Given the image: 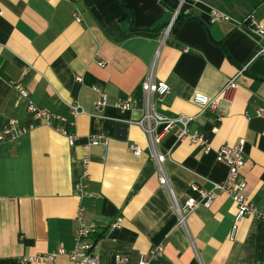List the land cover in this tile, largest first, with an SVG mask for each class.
<instances>
[{
  "label": "crops",
  "instance_id": "obj_1",
  "mask_svg": "<svg viewBox=\"0 0 264 264\" xmlns=\"http://www.w3.org/2000/svg\"><path fill=\"white\" fill-rule=\"evenodd\" d=\"M177 5L178 0H0V132L13 118L34 124L0 140V264H71L67 253L75 247L80 207L83 220L96 224L90 238L100 264H139L141 255L148 257L146 264H264V221L252 214L235 221L236 205L223 192L178 223L136 124L145 107L141 82L153 65L154 79L169 86L168 93L151 96L155 111L191 117L189 133L204 134L211 147L204 152L189 139L176 142V128L157 146L176 203L197 196L192 184L211 190L223 181L228 168L215 150L243 139V194L264 209V115L255 114L264 107V37L247 25L252 16L264 26V0H187L189 15L174 20L164 38ZM211 9L229 20L209 22ZM75 10L81 22L74 21ZM243 67L232 103L210 111L193 102L195 92L213 96ZM94 86L106 94L100 111L93 105ZM28 99L73 120L75 143L53 128L56 121L52 126L31 117ZM75 101L84 112L73 117L68 106ZM121 101L131 108L115 105ZM95 136L100 142L89 144ZM129 144L141 154L135 156ZM85 157L89 173L82 196L74 184ZM157 246L161 251L149 258ZM61 248L65 253L54 262H21Z\"/></svg>",
  "mask_w": 264,
  "mask_h": 264
},
{
  "label": "built area",
  "instance_id": "obj_2",
  "mask_svg": "<svg viewBox=\"0 0 264 264\" xmlns=\"http://www.w3.org/2000/svg\"><path fill=\"white\" fill-rule=\"evenodd\" d=\"M187 0H178V5L175 8L170 21L164 27V38L168 32L169 26L174 20L179 19L181 16L189 15V9L184 7ZM73 19L75 22H81V13L79 10L73 12ZM218 20H229V18L215 10L211 9L209 13V22H214ZM247 25L252 28V30L259 36L264 37V26L259 23L252 16L248 17ZM259 52H264V45L260 46ZM100 66L105 64L104 61L98 62ZM245 71V67L238 70V72L228 78L222 87L213 96H208L206 94L195 92L192 96V100L195 104L201 106L202 108L209 109L210 111H216L218 109L219 103H232L236 91H237V76ZM81 80V77H77ZM15 88H17L20 93L28 98V92L20 86L18 82H12ZM94 90L97 92V99L94 101V109L100 111L106 105V94L99 87L94 86ZM141 89L144 95V113L140 120L136 122L141 128L149 147L150 157L155 161L157 171H158V182L164 187L173 200L174 210L177 214V220L179 224L185 222L186 215L191 212L194 208L199 205L205 207H210L213 199L217 192H223L227 194L232 201L235 203L237 208V213L235 216V221L245 214L257 215L264 221V209L257 210L243 194V189L245 187V182L241 177L240 170L244 165V140H238L237 144L233 146H221L215 150V158L217 161L224 163L228 172L225 179L219 183H215L211 190H203L197 185L192 184L190 190L197 193V196H189L183 205L176 203L173 195L172 188L168 182L166 173L163 169V161L165 155L161 154L157 146L161 140L174 128L176 131V142H181L183 140L189 139L192 143H196L201 146L204 152H209L211 150L210 144L204 134L199 132L189 133L187 128V123L191 119L186 115H181L177 118H168L164 115L159 114L155 111L153 103L151 102V96L153 94L164 95L169 92V86L166 82L155 80L153 75V65L150 66L147 74L141 82ZM122 110L131 108L128 101H121L115 104ZM69 112L73 117L78 114L83 113V108L78 104V102H73L68 106ZM26 112L33 117L35 120L47 125H52L54 121L57 123L53 128L59 133L65 135L68 138L69 143L72 145L75 143L77 136L72 131V126L74 124L73 120H68L66 117L48 110L47 108L37 106L29 99L25 108ZM257 116L264 115V107L258 108L255 111ZM34 124L29 123L28 125L21 124V122L13 118L9 121L7 126H5L0 132V140L3 139H14L17 136L28 132L33 128ZM100 142V136H95L90 139L89 144H97ZM129 150L135 155L139 156L141 154V149L134 144H129ZM89 173V158L85 157L82 160V171L78 180H76L74 187L79 192L80 195H86L85 191V178L88 177ZM83 208L77 212V222L78 225L74 232L75 247L73 250L67 253L69 261L71 264H100L99 257L94 253L93 248L96 244L95 240L90 238L91 234L95 232L96 224L87 223L83 220ZM119 219H117L112 226H117ZM161 246H157L150 250L149 258L158 255L161 251ZM65 253L62 248L57 252H51L46 254H36L32 256H26L21 259L22 263H36L41 261H51L54 262L59 254ZM120 260H127L126 257L116 256ZM148 257L141 255L139 258V264H146Z\"/></svg>",
  "mask_w": 264,
  "mask_h": 264
}]
</instances>
